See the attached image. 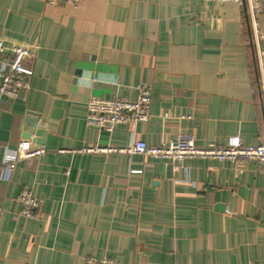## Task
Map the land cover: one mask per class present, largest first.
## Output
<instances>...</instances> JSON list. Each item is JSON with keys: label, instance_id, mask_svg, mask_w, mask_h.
<instances>
[{"label": "crops", "instance_id": "1", "mask_svg": "<svg viewBox=\"0 0 264 264\" xmlns=\"http://www.w3.org/2000/svg\"><path fill=\"white\" fill-rule=\"evenodd\" d=\"M257 19L264 50V12ZM0 41L3 61L15 45L34 53L25 61L32 87L13 101L0 97V264H264L257 159L82 151L157 145L180 131L204 148L235 137L264 143L263 94L241 4L0 0ZM141 85L151 90L148 120L112 131L87 125L90 97L135 101ZM29 111L40 116L44 144L24 136ZM24 139L46 152L14 162L6 178L5 156ZM25 188L42 200L40 218L21 212Z\"/></svg>", "mask_w": 264, "mask_h": 264}, {"label": "built area", "instance_id": "2", "mask_svg": "<svg viewBox=\"0 0 264 264\" xmlns=\"http://www.w3.org/2000/svg\"><path fill=\"white\" fill-rule=\"evenodd\" d=\"M51 3L65 2L77 5L82 0H48ZM224 3L234 1L243 6L244 17L247 28L251 33V43L255 47V59L258 72V83L263 94L264 102V50L260 48L259 41L263 37L258 25L257 16L264 12V0H204ZM6 55V47L0 41V97L10 101L17 99L20 93L32 87L34 71L27 67L25 61L34 56L32 49L27 45H15L12 47L10 58L1 60ZM151 90L147 85L139 87L137 100L130 101L125 98L114 97L103 99L90 97L87 102L86 122L89 126H96L102 130L112 131L118 124L137 123L146 121L150 117ZM169 112L165 117L170 116ZM193 133L180 131L176 137L169 142H162L157 145H149L146 141L139 140L132 142L127 147L95 145L82 149L88 152H127L141 154L150 157H164L173 161L182 162L187 157H210L220 160L229 159H257L264 165V143L258 145H244L235 137L230 144L218 147H198ZM46 152L43 145H34L31 140L24 139L16 148L15 152L5 156L6 178L10 177L12 164L21 159H30ZM23 204L24 215L33 218H40L43 202L33 195L32 189L25 188L19 195ZM108 261L105 260V262ZM87 264H95L94 258H89ZM247 264H258L250 261Z\"/></svg>", "mask_w": 264, "mask_h": 264}, {"label": "water", "instance_id": "3", "mask_svg": "<svg viewBox=\"0 0 264 264\" xmlns=\"http://www.w3.org/2000/svg\"><path fill=\"white\" fill-rule=\"evenodd\" d=\"M26 132L24 133V136L26 138H29L32 133H35L37 135L36 141L39 144L45 143V129L42 124H40V116L38 113H35L33 111H29L26 116V126H25Z\"/></svg>", "mask_w": 264, "mask_h": 264}]
</instances>
